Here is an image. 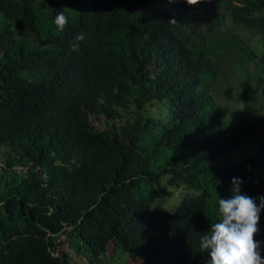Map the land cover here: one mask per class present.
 I'll return each mask as SVG.
<instances>
[{
    "label": "trees",
    "instance_id": "1",
    "mask_svg": "<svg viewBox=\"0 0 264 264\" xmlns=\"http://www.w3.org/2000/svg\"><path fill=\"white\" fill-rule=\"evenodd\" d=\"M139 2L0 0V264H74L65 243L90 263L113 244L143 264H208L212 185L264 196V120L226 118L209 90L241 67L195 46L217 20L264 36V0H166L149 16ZM147 139L173 152L157 169ZM257 228L264 259V211Z\"/></svg>",
    "mask_w": 264,
    "mask_h": 264
},
{
    "label": "rangeland",
    "instance_id": "2",
    "mask_svg": "<svg viewBox=\"0 0 264 264\" xmlns=\"http://www.w3.org/2000/svg\"><path fill=\"white\" fill-rule=\"evenodd\" d=\"M43 2L44 0H38ZM166 0H140L139 12L145 14V16L152 15ZM40 21H44V15L39 13ZM3 27V16L0 15V28ZM208 27V26H207ZM203 30L201 38L195 41L196 47H202L209 43L212 52L209 54L211 62H215L219 65L230 66L232 63V70L236 66L241 67V73L237 76H232L229 81L221 80L219 75H216L212 80L209 90L214 95V101L218 107L222 110L226 118L231 119L234 117L238 123L257 125L261 124L264 120V69L261 66L260 61L255 54L264 52V36L261 34L255 35L252 31L240 29L234 25L227 24L217 20L210 28ZM217 46V47H216ZM236 65V66H235ZM221 71V69L219 68ZM230 74V73H228ZM145 108H148L145 106ZM163 106L156 104L154 109L149 108V112L152 111L154 115H157L159 111L163 110ZM138 111L133 106V111ZM139 115L129 113L125 119H134ZM145 147L151 150V161L154 169L159 168L165 162L173 156V152L159 151L158 153H152L153 140H144L142 143ZM247 152V150L245 151ZM214 190V198L211 203V208L214 211L219 209L217 203L218 194L221 198L230 199L233 195L232 192L225 190V185L220 183H214L212 185ZM242 193H245L242 190ZM246 194V193H245ZM161 203L162 211H173L174 206L171 209L166 203ZM218 215V214H217ZM64 247L60 249L68 254L72 253L74 264H143V259L139 257H132L119 249L115 248V245L110 244L107 248V252L102 257L100 262L90 263L85 253L79 250V245L75 244L74 249L71 250V246L63 244ZM117 249V250H116ZM80 253V255L78 254Z\"/></svg>",
    "mask_w": 264,
    "mask_h": 264
},
{
    "label": "clouds",
    "instance_id": "3",
    "mask_svg": "<svg viewBox=\"0 0 264 264\" xmlns=\"http://www.w3.org/2000/svg\"><path fill=\"white\" fill-rule=\"evenodd\" d=\"M172 2V0H169ZM190 6L198 5L201 0H186ZM55 24L62 31L68 23V17L63 11H58ZM170 23L176 24L175 19ZM84 35L75 37L77 42L84 40ZM73 51L78 50L79 43H74ZM241 178L232 179V197L221 198L218 194L220 220L211 223L210 231L200 237V247L209 251L211 260L208 264H264L259 249L261 242L254 239L258 233L257 225L260 213L264 211V196L256 199L242 193Z\"/></svg>",
    "mask_w": 264,
    "mask_h": 264
}]
</instances>
